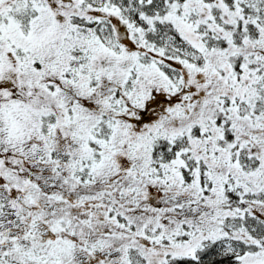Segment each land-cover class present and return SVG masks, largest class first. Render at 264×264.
<instances>
[{
	"label": "snow or ice",
	"instance_id": "snow-or-ice-1",
	"mask_svg": "<svg viewBox=\"0 0 264 264\" xmlns=\"http://www.w3.org/2000/svg\"><path fill=\"white\" fill-rule=\"evenodd\" d=\"M0 264H264V0H0Z\"/></svg>",
	"mask_w": 264,
	"mask_h": 264
}]
</instances>
